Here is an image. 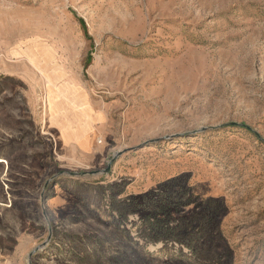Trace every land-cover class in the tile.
<instances>
[{
  "label": "rangeland",
  "instance_id": "rangeland-1",
  "mask_svg": "<svg viewBox=\"0 0 264 264\" xmlns=\"http://www.w3.org/2000/svg\"><path fill=\"white\" fill-rule=\"evenodd\" d=\"M0 264H264V0H0Z\"/></svg>",
  "mask_w": 264,
  "mask_h": 264
}]
</instances>
